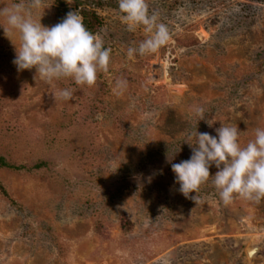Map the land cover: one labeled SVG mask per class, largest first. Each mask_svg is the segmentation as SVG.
Here are the masks:
<instances>
[{
	"label": "rangeland",
	"instance_id": "obj_1",
	"mask_svg": "<svg viewBox=\"0 0 264 264\" xmlns=\"http://www.w3.org/2000/svg\"><path fill=\"white\" fill-rule=\"evenodd\" d=\"M148 4L170 41L129 58L145 33L127 31L118 0L69 2L98 14L112 54L94 86L56 82L71 101L55 103L35 69L17 70L0 27V157L12 167L0 166V264H264V200L226 206L209 180L196 204L171 168L192 155L196 128L216 136L230 123L246 143L264 126V0ZM46 6L42 24H57V0Z\"/></svg>",
	"mask_w": 264,
	"mask_h": 264
},
{
	"label": "clouds",
	"instance_id": "obj_2",
	"mask_svg": "<svg viewBox=\"0 0 264 264\" xmlns=\"http://www.w3.org/2000/svg\"><path fill=\"white\" fill-rule=\"evenodd\" d=\"M47 0H10L0 3V27L15 48L13 64L18 71L35 69L34 79L50 86L59 101H71L73 89L54 87L56 82L68 80L77 86L92 87L99 73H108L111 48L105 47L98 33L89 31L78 11L69 12L59 23L42 24ZM119 20L127 31L142 29L145 38L138 46L129 47L127 56L134 58L157 53L170 41L166 24L156 12H150L148 0H118ZM127 89V81L116 79L112 92L119 96ZM193 114L198 122L206 119L205 109L196 106ZM222 122V121H221ZM211 127L214 123L207 121ZM216 136L201 133L198 128L186 141L192 147L189 159L172 163L175 183L179 192L198 204L203 185L211 180L218 198L224 205L234 199L260 203L264 200V126H256L252 139L246 143L236 125L222 122ZM178 153V152H177ZM168 160L170 158L168 152ZM217 169L214 176L210 168ZM195 193V195H192Z\"/></svg>",
	"mask_w": 264,
	"mask_h": 264
},
{
	"label": "trees",
	"instance_id": "obj_3",
	"mask_svg": "<svg viewBox=\"0 0 264 264\" xmlns=\"http://www.w3.org/2000/svg\"><path fill=\"white\" fill-rule=\"evenodd\" d=\"M71 0H57V3L59 5V14H58V23L69 13L72 11H76L77 9L69 8L68 4ZM80 5H77L79 9ZM76 7V8H77ZM81 11L79 12L80 16L82 17L83 23L85 27L93 32L96 33L99 27L102 25L101 20L98 16V14L95 11H92L91 9H88L86 7L80 9ZM0 166L1 167H8L12 168L5 162V159L0 157ZM0 188L2 191L5 189L0 185ZM5 192V191H4Z\"/></svg>",
	"mask_w": 264,
	"mask_h": 264
},
{
	"label": "water",
	"instance_id": "obj_4",
	"mask_svg": "<svg viewBox=\"0 0 264 264\" xmlns=\"http://www.w3.org/2000/svg\"><path fill=\"white\" fill-rule=\"evenodd\" d=\"M251 252L253 253V254H251ZM258 252V249H253V250H251V251H249V257L250 258H253L254 256H255V254ZM252 256V257H251Z\"/></svg>",
	"mask_w": 264,
	"mask_h": 264
},
{
	"label": "bare ground",
	"instance_id": "obj_5",
	"mask_svg": "<svg viewBox=\"0 0 264 264\" xmlns=\"http://www.w3.org/2000/svg\"><path fill=\"white\" fill-rule=\"evenodd\" d=\"M251 254H253L252 252H251ZM252 257V256H251Z\"/></svg>",
	"mask_w": 264,
	"mask_h": 264
}]
</instances>
